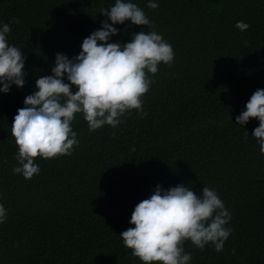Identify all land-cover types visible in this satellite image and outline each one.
<instances>
[{
  "label": "trees",
  "instance_id": "16d2710c",
  "mask_svg": "<svg viewBox=\"0 0 264 264\" xmlns=\"http://www.w3.org/2000/svg\"><path fill=\"white\" fill-rule=\"evenodd\" d=\"M114 2L0 0L9 43L27 57L25 86L0 92V202L8 210L0 264H144L120 234L135 227V206L158 184H185L197 195L215 188L231 212L224 250L187 241L191 264H264V153L252 136L259 120L235 123L264 88V0H158L156 9L134 0L175 52L171 66L161 63L153 75L146 114L133 110L117 128L92 132L78 113L72 127L80 143L71 155L36 158L41 171L31 179L13 172L17 110L36 80L51 74L56 53L78 55ZM241 20L250 28L239 30ZM115 26L112 42L149 30L130 20Z\"/></svg>",
  "mask_w": 264,
  "mask_h": 264
},
{
  "label": "clouds",
  "instance_id": "9594fccd",
  "mask_svg": "<svg viewBox=\"0 0 264 264\" xmlns=\"http://www.w3.org/2000/svg\"><path fill=\"white\" fill-rule=\"evenodd\" d=\"M147 6L158 8V0H147ZM101 13L107 19L84 38L79 54L69 58L56 53L51 74L36 80L35 90L25 97V107L17 110L11 124L18 145L15 174L31 179L41 171L36 158L71 155L80 143L72 127L78 113L83 114L92 132L105 125L117 128L133 110L145 115L143 97L154 82L153 75L161 63L171 66L174 62L173 46L152 30L150 17L134 0H115ZM129 20L149 30L133 33L127 43L112 42L120 32L115 25ZM13 22L19 23V19ZM236 27L245 31L250 24L241 20ZM11 30L9 23H0V92L5 94L13 85L22 88L26 83L27 57L22 48L9 43ZM252 118L259 120L252 136L264 153V88L251 95L235 123L245 128ZM247 135L248 131L245 138ZM7 215L0 202V224ZM231 220V212L215 188L204 186L197 195L185 184L167 189L158 184L135 206L129 221L135 227L120 236L144 264H191L192 253L185 250V243L191 241L201 250L211 245L222 252L234 231L229 226Z\"/></svg>",
  "mask_w": 264,
  "mask_h": 264
}]
</instances>
